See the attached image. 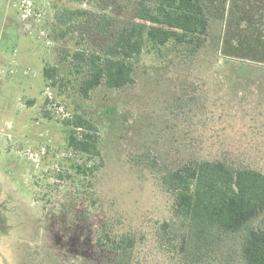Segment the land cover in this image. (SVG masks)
I'll return each mask as SVG.
<instances>
[{
	"label": "rangeland",
	"instance_id": "obj_1",
	"mask_svg": "<svg viewBox=\"0 0 264 264\" xmlns=\"http://www.w3.org/2000/svg\"><path fill=\"white\" fill-rule=\"evenodd\" d=\"M138 1L0 0V264H98L139 250L152 264L185 262L162 174L191 160L264 173V0H205L209 31L195 54L141 38L133 85L78 93L74 53H104ZM75 115L97 126L100 157L68 147L64 119ZM103 227L138 247H99ZM237 246L222 235L200 264H242Z\"/></svg>",
	"mask_w": 264,
	"mask_h": 264
},
{
	"label": "trees",
	"instance_id": "obj_2",
	"mask_svg": "<svg viewBox=\"0 0 264 264\" xmlns=\"http://www.w3.org/2000/svg\"><path fill=\"white\" fill-rule=\"evenodd\" d=\"M207 9L205 0H139L136 21L120 29L104 53L88 57L80 51L74 53L77 71L82 73L77 82L78 93L89 99L102 84L111 89L133 85V57L141 38L151 50L174 42L195 54L206 43L210 25ZM104 19L105 24L100 23L99 28L108 31L111 20ZM43 72L55 84L57 67H45ZM64 124L69 128L70 149L89 157H100V135L92 121L75 115L64 119ZM88 168L91 167L77 166L79 173H86ZM90 170L94 173L93 168ZM161 181L174 198V216L186 229L178 252V256L184 254L186 259L185 262L177 259L175 264L207 262L222 235L237 237L242 264H264L263 172L234 168L219 160H191L163 173ZM163 227L166 231L176 228L175 223L169 222ZM138 243L135 236L118 234L104 227L96 241L99 247L114 254L136 249ZM149 256L142 257L139 250L132 259L119 261L110 257L98 264H152Z\"/></svg>",
	"mask_w": 264,
	"mask_h": 264
}]
</instances>
